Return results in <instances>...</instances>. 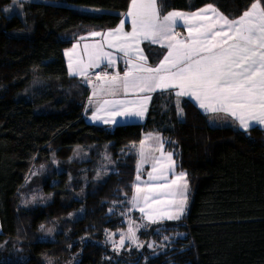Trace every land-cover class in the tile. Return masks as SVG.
Masks as SVG:
<instances>
[{"label": "trees", "instance_id": "obj_1", "mask_svg": "<svg viewBox=\"0 0 264 264\" xmlns=\"http://www.w3.org/2000/svg\"><path fill=\"white\" fill-rule=\"evenodd\" d=\"M10 1L0 0V264H264V130L212 126L171 91L153 95L143 123H89L90 89L69 74L64 53L92 32L117 27L130 0H26L21 15L3 11ZM252 2L158 0L162 15L211 4L230 19ZM143 49L153 66L165 55L149 43ZM144 133L162 134L178 171H186L188 205L179 221L140 235L161 250L126 256L104 242L126 225ZM74 148L89 158L79 169L71 160L52 166L46 199L28 204L32 167ZM105 152L113 170L97 178ZM86 170L92 176L84 184Z\"/></svg>", "mask_w": 264, "mask_h": 264}, {"label": "snow or ice", "instance_id": "obj_2", "mask_svg": "<svg viewBox=\"0 0 264 264\" xmlns=\"http://www.w3.org/2000/svg\"><path fill=\"white\" fill-rule=\"evenodd\" d=\"M3 11L8 12L9 9ZM126 16L131 18L130 33L124 31L123 19L116 29L107 33H90L92 37H102V40L84 46V52L89 57L87 63L78 58L77 66L73 68L72 54L66 53L69 55L71 74L84 76L91 83L87 77L90 68L99 67L104 60L108 66L114 65L112 54L103 51L104 42H107L109 47H118L126 57L130 51H136L140 61L134 63L129 59V67L122 77L119 73L112 76L107 73L96 74L101 87L106 85L111 94L115 95L121 89L127 94L129 90L144 93L175 88L178 89L175 92L177 97L187 96L195 100L206 113H225L237 120L245 131L254 125H264V7L261 6V0H253L250 7L234 19L224 16L211 4L191 13L169 11L162 15L158 0H130ZM178 21L187 27L189 36L186 40L176 38L179 33L174 29ZM109 37L118 43H112ZM141 40L160 43L167 48V54L157 67L147 66V58L139 49ZM90 48L92 51H89ZM150 99V96H143L132 102L105 101L109 104L107 111L111 119L104 122L117 123L116 116L142 119ZM93 119L102 118L94 115ZM155 139L159 140V137ZM143 145L144 141H141L142 161ZM161 156L163 160H156V163L161 164L159 174L153 176L150 172V180L166 179L165 173L174 170L172 153L161 152ZM156 163L153 172L157 171ZM186 176L185 172H180L167 186L168 194L179 197L169 203V207L175 211L167 213V219H179L184 212L188 188ZM136 179L139 181L140 176L137 175ZM163 187L153 185L149 191L154 192ZM136 191L140 193L139 185ZM144 199L147 202L148 197ZM129 233L130 239L134 241L135 234L131 228Z\"/></svg>", "mask_w": 264, "mask_h": 264}, {"label": "crops", "instance_id": "obj_3", "mask_svg": "<svg viewBox=\"0 0 264 264\" xmlns=\"http://www.w3.org/2000/svg\"><path fill=\"white\" fill-rule=\"evenodd\" d=\"M207 6V5H206ZM262 6V5H261ZM205 7V6H204ZM214 7V6H213ZM263 7V6H262ZM203 8V7H202ZM216 8V7H215ZM201 9V8H200ZM217 9V8H216ZM129 10V8H128ZM127 10V11H128ZM199 10V9H198ZM196 10V11H198ZM218 10V9H217ZM127 11L123 14L122 19L125 21L124 23V31L125 32H131L132 31V25H131V18L126 16ZM172 11H179V12H184V13H191V12H185V11H180V10H172ZM219 11V10H218ZM221 14H223L221 11H219ZM226 16L225 14H223ZM227 17V16H226ZM238 18V17H237ZM230 19V18H229ZM120 24V23H119ZM118 24V26H119ZM117 26V27H118ZM108 29L105 31H98L100 33H107L111 30L116 29ZM174 31L176 33H179V35L176 37L177 39L180 40H186L187 37L189 36V33L187 31V27L183 24L182 21L177 22V26L175 27ZM102 40V37H92L90 34L87 36L82 37L79 41H77L71 48L67 49L64 53L66 62L68 65V71L69 74L72 77H76L80 79L86 86L90 89V97H89V102L88 105L92 108L94 107V111L92 114H90L87 118L88 122L91 124L95 125H122V124H131V123H143L146 120L153 95L157 92H163V91H171V92H176L178 89L171 88L168 90H160L157 89L156 91L152 92H144L141 93L138 90H129L127 94L123 92V90L117 91L115 95L111 94L109 90H107V86L105 85L104 87H101V81H98L95 77H90L88 74L92 73V71H96L99 73H107L109 76L116 75L119 73V75L122 77L124 75V72L128 69L129 64L127 61L131 59L134 63L135 62H140L138 60V55L136 51H130L129 56H125L122 51L119 50L118 47H109L107 42H104L103 45V51L104 52H109L112 54L113 59L115 60V64L112 66L107 65V61L104 60L100 63L99 67H94L90 68L87 73V77L91 79V83L88 82V79H86L84 76L81 75H73L70 72L69 68V55L66 53L71 52V61H72V66L75 68L77 66V60L78 58L82 59L84 63L88 62V55L85 54L84 52V46L87 44L89 46L96 44L97 42H100ZM109 40L112 41V43L117 44L118 42L112 38L109 37ZM144 43H149L155 46H158L160 48L165 49V55L167 54V48L162 47L160 43H151L150 41L147 40H141L139 42V49L142 50L143 56L147 58V66L148 67H157L153 66L149 63L148 57L143 49V44ZM166 43V42H165ZM74 46H77L75 50L73 51ZM89 51H92L90 48ZM163 60V58H162ZM95 92V95L93 93ZM143 96H150L151 99L147 102V111L144 115V117L141 119L139 117H125V116H116L115 119L118 121L117 123H105V120H110L111 117L109 115V112L107 109H109V104H106L105 101H117V100H123L127 102H132V101H137ZM186 97L189 100H191L198 108V103L195 100L190 99L187 96H182ZM97 109H100L97 111ZM204 114L208 116V120L212 126L215 127H220V126H227V125H236L239 127V129L244 130L243 128L240 127L239 122L235 120L233 117L226 115L225 113H206L203 109L199 108ZM98 116L101 117L102 119H93V116ZM254 127H259L264 130V125H254L252 127H249L248 129L254 128ZM245 131V130H244ZM159 137V140H156L155 138ZM141 141H144L143 145V153H144V159L142 161L141 157V142L139 145V157L137 161V169H136V177L137 175L140 176V180L138 181L135 179L134 183V194L133 197H137L136 200H132V209L133 211H138L140 218L147 224H153V223H159L160 221H175L181 219L184 214L186 213L187 210V205H188V200L186 201L184 212L182 215H180L179 219H167L166 214L167 213H174L175 209L173 207H169V203L173 199H179V197H173L170 194H168L167 191V186L169 182L175 178V175H178L180 172H185V171H178L177 169V164L176 160L174 158V155L172 153V159L175 161V166L174 170L167 171L165 173L166 179H155V180H150L149 179V173L152 172L153 176H157L159 174V170L161 168V164L156 163L157 158L160 160H163V157L161 156V152L164 154H167L168 150H166L164 143H163V137L162 134L160 133H144L142 136ZM161 144L163 145L162 149L160 148ZM157 149H160L159 151ZM156 163L157 171L153 172V165ZM186 173V172H185ZM187 174V173H186ZM187 179V176H186ZM188 184V181H187ZM139 185L141 191L140 193H137L136 191V186ZM153 185H164L165 187L157 189L156 191H149L150 186ZM188 199V188L185 193ZM148 197L147 202H145L144 197ZM143 209V211H141ZM153 220L155 222H153Z\"/></svg>", "mask_w": 264, "mask_h": 264}, {"label": "rangeland", "instance_id": "obj_4", "mask_svg": "<svg viewBox=\"0 0 264 264\" xmlns=\"http://www.w3.org/2000/svg\"><path fill=\"white\" fill-rule=\"evenodd\" d=\"M26 0H11L10 4H7L5 8L9 9V13L11 14H22V3ZM30 1V0H27ZM81 9V7H77ZM90 10H93V12H101L99 9L92 8ZM98 32V31H96ZM87 36V35H86ZM99 72L92 71V73L88 74L90 77H95L96 74ZM76 78V77H75ZM80 82H82L80 79L77 78ZM82 84H84L82 82ZM86 85V84H84ZM90 97V95H89ZM89 102V101H88ZM89 106V105H88ZM90 107V106H89ZM91 108V107H90ZM91 111H94V107L91 108ZM91 112V114H92ZM107 127H115L117 125H104ZM239 128V127H238ZM255 128V127H254ZM259 128V127H257ZM249 130V129H248ZM163 137V136H162ZM164 143V139H163ZM165 146V145H164ZM166 148V147H165ZM167 150V149H166ZM89 152L86 150H83L81 148H74V149H62L58 151L56 154L55 158L50 162L42 163V165L38 164L35 165V167L31 169L27 176V181L26 185L24 187L25 194L23 196V199L26 198L30 203L28 204H37L40 202V200H45L47 195L44 194V187L43 184L46 180L47 175L50 172V168L52 166L59 168L60 160H71L73 161V166L76 168H80L83 162L88 159ZM50 163V164H49ZM81 163V164H80ZM112 160L110 155L105 152L104 154V160L103 162L99 165L97 172H96V177L101 178L106 175H108L113 168L111 167ZM184 171V170H182ZM91 172V171H89ZM186 172V171H185ZM92 175L87 173L86 171L82 172V177L84 180V184H87L89 179L91 178ZM136 179V176H135ZM188 181V177H187ZM135 183V181H134ZM134 194V193H133ZM133 198V196H132ZM130 201V206H129V216L126 221V225L124 227H121L119 229H115L113 231H108L106 240L104 242L105 246H109L111 250L122 254V255H138L144 252L146 249H153L155 252L161 250L163 247H160L159 243H156L155 241H149L146 242V240H141L140 235L144 233L145 231H148L152 224H147L145 223L144 219L142 220L140 218V215L138 214V211H133L132 209V199ZM188 200V199H187ZM182 219V218H181ZM180 220V219H179ZM175 220V221H179ZM166 221V220H165ZM172 221V220H171ZM164 221H160L162 223ZM157 224V223H153ZM132 229V232L135 234V240L133 241L130 239V233L129 229ZM51 230L47 231L43 238L44 239H49L51 237ZM121 240H123V245L121 246ZM157 247V248H156ZM15 249L11 250V252H14Z\"/></svg>", "mask_w": 264, "mask_h": 264}]
</instances>
